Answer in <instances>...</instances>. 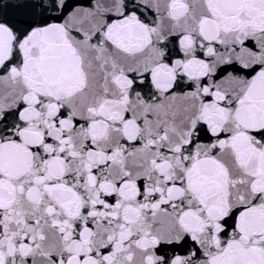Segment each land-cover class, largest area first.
Returning <instances> with one entry per match:
<instances>
[{
	"label": "snow or ice",
	"instance_id": "snow-or-ice-1",
	"mask_svg": "<svg viewBox=\"0 0 264 264\" xmlns=\"http://www.w3.org/2000/svg\"><path fill=\"white\" fill-rule=\"evenodd\" d=\"M0 264H264V0L0 8Z\"/></svg>",
	"mask_w": 264,
	"mask_h": 264
},
{
	"label": "water",
	"instance_id": "water-1",
	"mask_svg": "<svg viewBox=\"0 0 264 264\" xmlns=\"http://www.w3.org/2000/svg\"><path fill=\"white\" fill-rule=\"evenodd\" d=\"M13 3H15V0H0V8H3L5 5H12ZM7 11L12 14L14 13L16 10L13 9L12 7H8Z\"/></svg>",
	"mask_w": 264,
	"mask_h": 264
}]
</instances>
